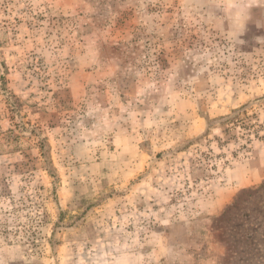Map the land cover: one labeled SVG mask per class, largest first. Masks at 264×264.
Segmentation results:
<instances>
[{
	"label": "rangeland",
	"instance_id": "obj_1",
	"mask_svg": "<svg viewBox=\"0 0 264 264\" xmlns=\"http://www.w3.org/2000/svg\"><path fill=\"white\" fill-rule=\"evenodd\" d=\"M0 264H264V0H0Z\"/></svg>",
	"mask_w": 264,
	"mask_h": 264
}]
</instances>
